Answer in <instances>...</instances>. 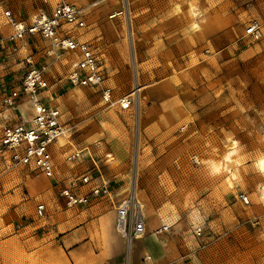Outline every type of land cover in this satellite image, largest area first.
Instances as JSON below:
<instances>
[{
	"label": "rangeland",
	"instance_id": "1",
	"mask_svg": "<svg viewBox=\"0 0 264 264\" xmlns=\"http://www.w3.org/2000/svg\"><path fill=\"white\" fill-rule=\"evenodd\" d=\"M71 1L86 13V26L73 33L93 46L103 81L70 83L72 52L34 59L48 63L39 97L60 109L67 128L54 144L56 185L80 187L77 177L104 174L91 173L100 157L122 156L106 171L127 183L125 197L136 191L145 220L186 224L185 261L264 264V174L257 166L264 156V0H89L90 10L86 0ZM57 2L0 0V23H7V9L30 19ZM252 20L261 24L260 39L245 34ZM20 79L0 85V135L12 120L2 88L18 87ZM104 88L115 104L103 99ZM121 98L131 104L122 107ZM104 130L109 138L82 140ZM231 140L243 142L230 161L235 177L208 175L199 163L204 150ZM112 144L118 149L107 148ZM75 150L79 158L69 160ZM40 177L47 178L0 152V264H49L13 237L23 223L42 218L36 208L47 188H34Z\"/></svg>",
	"mask_w": 264,
	"mask_h": 264
},
{
	"label": "crops",
	"instance_id": "2",
	"mask_svg": "<svg viewBox=\"0 0 264 264\" xmlns=\"http://www.w3.org/2000/svg\"><path fill=\"white\" fill-rule=\"evenodd\" d=\"M86 1L87 5L84 8L90 10L93 5L89 0ZM174 1L173 3L177 4V0ZM188 13V16L192 15L189 10ZM14 15L21 20H29L16 13ZM12 31L13 28L8 22L0 23V36L7 37ZM77 37L88 41L83 36ZM34 40L36 42H33ZM27 43H32V46L29 45V49L25 48ZM48 46L49 42L47 40L31 36L18 41L16 46L6 44L0 53V85L9 84L10 81L23 77L27 69L24 59L28 55H32L33 59L41 57L42 61H50L51 57L45 56V50L49 48ZM34 48L38 51L35 50L34 52ZM41 96L43 97V93ZM44 101L49 104L48 98ZM112 102L115 104L114 101ZM19 108L27 117L30 103H22ZM64 125L66 127L65 123ZM79 137L82 139L81 134ZM84 137L82 140L87 143L100 137L109 138V134L104 130L101 133ZM242 144L241 140L238 141L237 146L239 149ZM107 148L118 149L113 144L110 148ZM51 150L54 156L56 154L54 145ZM239 153L240 151L237 154ZM111 155L110 160L100 157L95 163L97 169L91 170V173L96 172L98 169L104 172L101 176L92 174L95 177L93 183L106 185L109 182L111 184L109 194L107 196L89 194L86 203L72 206L66 204V200L59 195L58 189L69 187L68 181L56 185L57 182L59 183L58 177L56 179L55 176L54 178H38L34 188L36 190L47 188L40 198V203H43L46 208L45 215L40 221H30L17 227L13 237L21 241L26 252H43V260L49 264H189L188 260H184L182 254L185 249L182 248V234L188 232L187 226L183 222L165 224L161 220L146 219L147 230L145 234L142 237L133 239L130 242V247L126 238L117 231V207L126 196L129 186L124 181V183H120L122 177L115 175L112 171H106V169H110L112 163H115L116 166V163L119 165L124 160L122 156L114 157V155ZM259 183L264 184V175H262ZM72 189L83 194L88 192L89 186L85 185ZM240 192L249 196L244 190H240ZM35 223L38 224L35 225ZM163 225H167L168 229H161Z\"/></svg>",
	"mask_w": 264,
	"mask_h": 264
},
{
	"label": "built area",
	"instance_id": "3",
	"mask_svg": "<svg viewBox=\"0 0 264 264\" xmlns=\"http://www.w3.org/2000/svg\"><path fill=\"white\" fill-rule=\"evenodd\" d=\"M7 22L13 31L7 37L0 36V53L6 44L16 46L17 42L28 36L40 37L49 42L45 50L46 57L56 56L62 52H72L75 61L69 74L70 83L73 85H97L103 81L98 58L90 42L81 40L73 33V29L86 26V13L83 8L72 1L60 0L50 10H41L32 18L21 20L7 9L4 12ZM245 34L253 39L262 37L261 24L252 20L245 28ZM26 71L20 79L18 87H3L1 104L4 106L12 120L6 123L0 135V152L7 155L14 164H22L31 171L40 172L47 177H54L55 167L52 155V146L66 133L62 114L57 106L47 104L39 97L41 90L47 86V62H34L32 55L25 58ZM105 101H111L110 89L103 91ZM128 107L131 100L127 99ZM30 103L27 117L24 116L19 106ZM80 151L75 150L68 155L69 160L78 159ZM95 177L86 173L76 178V186H89L87 193H78L70 187H60L59 195L66 200L68 206L86 203L88 195L107 196L110 189L107 185L95 184ZM239 199L245 203L249 198L244 193H239ZM45 205H37L38 217L45 215ZM116 229L126 238L129 244L133 239L142 237L146 232V220L143 204L135 192L123 198L117 207ZM163 230L168 226L163 225ZM201 227L195 229L200 235Z\"/></svg>",
	"mask_w": 264,
	"mask_h": 264
},
{
	"label": "bare ground",
	"instance_id": "4",
	"mask_svg": "<svg viewBox=\"0 0 264 264\" xmlns=\"http://www.w3.org/2000/svg\"><path fill=\"white\" fill-rule=\"evenodd\" d=\"M120 103L125 106L127 105V100L125 98H121ZM237 151V142L231 140V142L224 143L222 148L219 149L214 146L211 148H206L204 150L203 156L199 159V163L205 169L208 175L216 176L223 173L228 177V180L231 181L235 177V173L230 168V161L232 160L233 156L237 153ZM108 156L110 157V155ZM257 161V166L259 170L261 172H264V156ZM114 166L115 163H112V167ZM133 192H135L136 194V191L131 189L128 195ZM259 192L260 196L264 197V184L259 185Z\"/></svg>",
	"mask_w": 264,
	"mask_h": 264
}]
</instances>
